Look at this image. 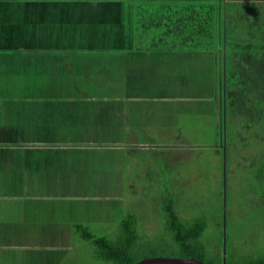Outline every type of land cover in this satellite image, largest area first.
I'll return each mask as SVG.
<instances>
[{
    "label": "crops",
    "instance_id": "obj_1",
    "mask_svg": "<svg viewBox=\"0 0 264 264\" xmlns=\"http://www.w3.org/2000/svg\"><path fill=\"white\" fill-rule=\"evenodd\" d=\"M151 0H0V259L5 264H67L75 260L72 252L82 244L104 239V235H95L92 240L81 242V234L76 233L74 226L76 222L68 221L66 216L60 221H55V200L76 196L81 199L83 194H96L98 192H117L114 185L104 187L96 184L100 182L105 173L94 174V183L89 182V176H83L80 172H66V167H53L51 169L38 170L37 160L26 150L37 148L33 144H24L12 136L20 135L21 128L27 131H36L37 135L45 136L49 133L59 135L57 146L49 149L57 150V160L66 157L69 144L81 143L80 140H67L64 137L81 135V117L75 125L70 120H62L64 115L79 112L81 98L78 99V108H67L65 103L56 101L60 97L57 93L75 95L81 94V86L97 85L100 77L107 79L103 69L96 70L98 65L90 67V61L96 64L101 58L94 56L101 52L91 51L92 49H81V43H74L81 40V20L98 21L103 11L108 9V17L112 16L111 11L123 3V16H136L140 8L147 6ZM162 1V0H157ZM102 2H111L110 6L100 7ZM98 4V5H96ZM114 15V12H113ZM104 33V34H103ZM108 33V34H107ZM94 35V34H93ZM96 38L115 40L116 35L99 27ZM62 40L61 46H55L48 50L45 47H37L38 40ZM127 51H150L152 54H163L166 52H189L192 50H152L130 46ZM194 51V50H193ZM103 52V51H102ZM213 62L216 58L212 52ZM96 70V71H95ZM216 68L211 71L212 80L205 82L202 90L194 94L189 91V82L184 84V92L178 95H164L162 99L149 100L158 111L165 113L167 119L164 122L151 120L148 124V132L152 136L174 137L176 145L181 146V139L188 141L190 147L191 132L189 131L194 122L202 119L206 124L212 125L215 135V144L212 148L224 154L226 142L224 137L227 134V117L222 109L225 103L221 102V84L215 76ZM10 78V81L8 80ZM9 87L19 88V93L13 95ZM145 87L146 83H140ZM172 92L177 86L175 83L168 85ZM210 87V88H209ZM74 88V89H71ZM191 88V87H190ZM1 89H6L1 91ZM69 93V94H68ZM71 93V94H70ZM66 95V96H67ZM83 95V94H81ZM133 97V96H129ZM157 98V97H155ZM168 98V99H165ZM90 97L84 95L82 103H88ZM223 104V106H222ZM118 114L122 117L124 107H121ZM81 115V112H79ZM117 127L124 126L128 117L125 114ZM208 117V120H207ZM140 123L143 120L140 119ZM61 125L60 131H56ZM165 126L158 129L153 127ZM135 127L127 128V132L136 133ZM77 133V134H76ZM114 135V134H109ZM223 135V143L221 141ZM220 140V141H219ZM180 141V142H179ZM86 142H91L88 140ZM91 144V143H90ZM106 142L98 144L104 145ZM39 148L44 147L41 143ZM119 152L118 145H112ZM198 148L194 144L193 149ZM142 159L150 161L158 160L161 156L154 151V146L139 147ZM201 148V147H200ZM206 148H210L207 146ZM38 149V148H37ZM45 149V148H44ZM227 149V148H226ZM108 150V149H107ZM25 152V154H24ZM118 154V165L121 155ZM176 155L165 156L168 161L182 162L184 158L181 152ZM61 156V157H59ZM224 156V155H223ZM183 161L187 162L190 157ZM112 165V164H111ZM130 169H131V164ZM224 166V160L222 162ZM113 166V165H112ZM173 170V167L171 166ZM125 172V170H124ZM146 177L148 171L144 172ZM223 173V169H222ZM109 180L115 183L123 181L127 175L122 173V167H113L106 173ZM125 175V176H124ZM74 179L77 181L74 182ZM168 181V180H167ZM176 181L170 185H176ZM182 184V183H179ZM120 187V185H117ZM87 190L88 193L85 191ZM73 193V194H71ZM159 194H163L161 191ZM122 194V196L120 195ZM124 191L113 195L117 204L121 205L119 218L114 220V214H109L105 220H112L113 227L110 229L109 240L116 238V229L121 225L124 217L130 215L122 213V210L135 215V209L131 208L128 197L123 196ZM121 202L117 203V198ZM122 201H125L123 203ZM131 201V200H130ZM132 202V201H131ZM141 205H137L138 214L142 213ZM65 209L62 208V211ZM81 214V208L78 209ZM81 219V217H80ZM70 230H67L69 229ZM136 228V227H135ZM127 235V232L125 231ZM126 240L119 238V241ZM98 243H96L97 245ZM95 247V246H94ZM141 262V261H140Z\"/></svg>",
    "mask_w": 264,
    "mask_h": 264
},
{
    "label": "rangeland",
    "instance_id": "obj_2",
    "mask_svg": "<svg viewBox=\"0 0 264 264\" xmlns=\"http://www.w3.org/2000/svg\"><path fill=\"white\" fill-rule=\"evenodd\" d=\"M90 25L85 26L82 32L85 41L75 40L72 44L81 43L82 47L91 48L105 45L110 47L116 44V40L96 38L94 35H97L98 32L94 34L92 24ZM94 56L102 60L96 61V64L90 61L89 66L98 65L96 70L103 69L108 74L107 79L100 77L101 81L97 85L81 86V94L83 95L57 93L60 97L55 100L64 102V106L67 108H78L79 103L77 100L81 98L79 111L81 115L79 112H73L64 115L62 118V120H70L71 125H75L81 117V135L76 137L65 136V139H81V141L88 143L87 145H92L90 142H86L88 140H91V142H106V144L97 148L81 146L72 148L68 151L66 157L59 160L52 157V154L55 155L57 151L54 148L46 150L45 154L47 165L52 166L53 164L54 167L62 165L68 168L66 172L81 171V175L89 176L91 184L94 183V180H90L94 178V174L105 173L101 181H96V184L101 187L114 185L113 187L117 189V192L81 193V199L67 198L63 204L56 199L54 204L55 221L58 222L66 216L68 221L81 224L91 233L110 238L109 233L113 223L112 220H105V217L112 213L114 214V220L119 218L121 205L117 204L116 211V199L113 195L123 189V196L128 197L131 208L138 212L137 205H141L140 208L144 211L139 214L140 216L142 214V217L148 221V223L145 222L140 216L135 217L137 220L136 229L134 228L133 232L137 239L131 257L133 262L152 258L188 259L189 255L174 243L173 236L167 229L163 215L157 217L160 214V208L163 206V203L161 205L160 203L165 200L167 194H171L175 198L179 197V203L183 204L181 208L189 210L185 218H199L198 215L201 214H206L210 218L207 231L201 239L204 245L202 249L209 258H216L219 251L222 250L220 248L223 227L219 226L217 220L220 219L218 216L221 215L218 197L222 191L224 173H222L221 155L216 152V149L212 148V144H215L212 125L206 124L202 119L195 121L189 130L191 135H188L191 136L192 141L190 147H183L188 145V141L181 139L182 147L180 149L179 145H176L174 137H157L150 135L151 132H148V124L151 123V120L164 122L167 119L165 113L158 111L149 100L162 99L161 97H164V95H178L179 92L186 91L184 90V84L187 81L189 82L190 92L196 94L201 91L205 82L212 80L211 71L215 67L213 56L208 51H164L163 54H152L150 51L126 52L124 49L104 50ZM8 80L10 81V78ZM173 82L177 86L175 92L171 91L170 86L167 87ZM10 83L8 89L12 91L13 95L19 93V88L9 87ZM140 83H146V86L141 87ZM178 89H181V91ZM5 90L1 89V91ZM84 95L91 98L88 103H82ZM130 95L133 97H129ZM121 107H124L122 117L118 114L119 110H116ZM125 114L128 117L127 123L124 126L117 127L125 118ZM140 119L143 120V123H140ZM2 121L0 117V123ZM128 127L137 128L136 133L127 132ZM162 127L165 126H157L153 129ZM61 128L62 126L59 125L56 131H60ZM37 134L39 133L36 131L24 132L28 139ZM151 144L156 149L154 152L159 154L161 158L150 161L149 164L148 159H142L138 154H141L142 151L139 147ZM194 144L199 147L191 148ZM112 145H118L120 147L119 152ZM207 146L210 148H206ZM108 148H114L115 151L111 152L107 150ZM178 151L181 152L183 159L190 157V160L184 162L182 159V162H171L166 159V155L168 158L178 154ZM117 152L121 155L120 163L125 166L118 165ZM236 152H230L231 161L229 165H226L228 168L227 183L228 185L230 183L233 187L236 186L234 191H230L229 197L232 198V201H229L227 209V217L229 218L227 223L228 252L229 255L231 252L236 253L238 251L243 255L254 256V251L264 248V237H261L259 232H247L244 229L250 227V222L247 219L248 208H245L243 204L247 200V193L244 191V183L240 179L243 170L238 169L240 164L243 165V160L240 159L242 160L240 161L237 158V163H231L235 162L232 160H235L239 154V152ZM129 164H131V169ZM120 166L122 167V173H127V175H124L123 181L118 183L110 181L106 173L113 167ZM146 171H148V177L144 173ZM174 180L176 181L175 184L185 186L184 189L188 192L179 194V188L177 189L178 193L174 192V189H170L174 186L173 184V186L170 185ZM75 181L77 180L74 179ZM117 185H120V187ZM159 191L163 194H159ZM120 195L122 196V194ZM117 200V203H120L121 197ZM205 203H209V205ZM62 208L65 210L62 211ZM79 208H81V214H79ZM211 214L216 216L217 219L215 218L212 221ZM257 226L258 228L264 227V219L259 220L258 223L254 222L252 227ZM67 230H70V228ZM125 237L124 228H121L120 225L116 229V238L125 239ZM81 242H85L83 238H81ZM72 254H74L73 257L78 264H112L103 260L96 261V249L91 243L82 244ZM259 254L263 255L261 252ZM4 260L9 259H0V264H5ZM207 262L211 263L210 261Z\"/></svg>",
    "mask_w": 264,
    "mask_h": 264
},
{
    "label": "trees",
    "instance_id": "obj_3",
    "mask_svg": "<svg viewBox=\"0 0 264 264\" xmlns=\"http://www.w3.org/2000/svg\"><path fill=\"white\" fill-rule=\"evenodd\" d=\"M150 2L147 6L141 7L140 12L134 17L123 16L122 3L111 11L112 16L110 17H108V9L106 11L102 9V17H99L100 25L97 20H81V37L84 36L82 32L85 26H91L90 24H92L94 34L100 27L116 35L115 45L110 47L107 45L93 46V48L81 46V49L89 48L92 49L91 51L102 52L125 49L130 45L140 49L194 50L208 51L214 54L216 58L215 76L222 85L221 102L225 103L222 109L225 110V115H229L226 125L227 134L224 137L227 148V165L230 164V152L233 151H237L236 153L239 152V154L235 160H232L235 162L231 163H237V158L243 160H240L243 165L240 164L238 169L243 170L240 179L243 181L244 191L247 193V200L243 204L245 208H248L247 219L250 222V227L243 228L247 232H259L261 237H264V227H252L254 222L258 223L259 220L264 219V0H151ZM110 4L111 2H102L100 7H104V5L108 7ZM41 41L38 40L37 44L31 43V46L37 45V47H45L50 50L57 45L61 46L62 43L60 39ZM84 41L85 39L81 38V42ZM224 70L226 73L225 86ZM21 131L20 135L12 137L16 140L20 138L17 141L33 144L38 148L26 150L31 153V158L37 156L38 170H42V168L53 170V164L52 166L47 165L45 153L50 147L58 145L56 143L60 136L49 133L43 137L34 135L28 139L27 135H24L26 129L21 128ZM222 136L219 144L223 143ZM40 143L44 147L39 148ZM81 143L83 145H79ZM81 143L69 144L67 146L69 148L66 150L70 151L79 146L97 148L98 144H101L98 141L90 142L92 145H87L88 143L85 141H81ZM108 150L115 151L114 148H108ZM217 152L221 155L223 162V153ZM138 156L142 157L141 154ZM61 167L63 166L60 165L59 168ZM222 169L224 171L223 165ZM229 181L231 182L230 178ZM226 185L225 203L224 183H222V191L218 197L221 215L218 216L220 219L217 220V223L221 227L224 224V208L227 214L229 201H232V198L229 197L230 191L236 189V186L233 187L230 183ZM184 187L176 184L170 189H174V192L178 193L177 189L179 188V194H186L188 190H185ZM85 192L88 193L87 190ZM69 198H76V196ZM178 200V196L175 198L174 195L167 194L165 200L160 203V205L163 203V206L157 216L163 215L165 218L167 229L172 234L174 243L189 255L188 259L198 260L205 264H223V238L220 248L222 250L219 251L216 258H209L202 249L204 245L201 239L207 231L210 218L206 214L198 215L199 218H185L189 210L181 208L183 204ZM57 201L62 204L66 202L60 199ZM122 202L125 203V201ZM205 204L209 205V203ZM122 213L130 214L124 217L121 223L124 233L127 232L126 240L120 242L119 239L114 241L107 237L93 240L97 253L96 261L103 260L112 264L139 263L138 261L133 262L131 257L137 239L133 232L137 221L135 217L140 214L136 212L134 215L125 209L122 210ZM142 216L141 214V219L148 223L147 219ZM215 218L217 219L211 214V220L213 221ZM228 221L227 217V223ZM153 222L155 223V220ZM74 229L76 233L81 234L85 241L92 240L93 236L81 224H76ZM96 243L98 244L96 245ZM228 251L227 246L226 264H264V248L257 250L258 252L254 251V256L243 255L238 251L231 252L229 255ZM259 252L263 255L261 256ZM67 264H78V262L70 260Z\"/></svg>",
    "mask_w": 264,
    "mask_h": 264
},
{
    "label": "water",
    "instance_id": "obj_4",
    "mask_svg": "<svg viewBox=\"0 0 264 264\" xmlns=\"http://www.w3.org/2000/svg\"><path fill=\"white\" fill-rule=\"evenodd\" d=\"M225 64V63H224ZM225 77H226V73L224 70V86H225ZM224 156H223V160H224V203H225V199H226V184H227V179H226V169H227V158H226V148L224 146ZM223 220H224V234H223V264L227 263V258H226V254H227V239H226V224H227V214H226V210L224 208V216H223ZM137 264H205L201 261L198 260H194V259H171V258H152V259H146L143 260Z\"/></svg>",
    "mask_w": 264,
    "mask_h": 264
}]
</instances>
